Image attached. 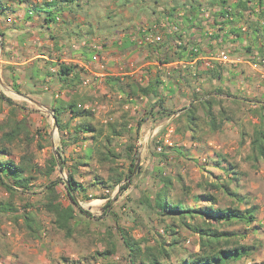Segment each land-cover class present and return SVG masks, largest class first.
Returning a JSON list of instances; mask_svg holds the SVG:
<instances>
[{
	"label": "trees",
	"instance_id": "trees-1",
	"mask_svg": "<svg viewBox=\"0 0 264 264\" xmlns=\"http://www.w3.org/2000/svg\"><path fill=\"white\" fill-rule=\"evenodd\" d=\"M3 10L4 6L0 0V18L3 15ZM223 15L221 14V17ZM0 38L2 53H4V33L1 31ZM177 49L182 54L181 58L186 56V59L191 60L195 57L191 53L188 54L186 46H179ZM2 58H4L3 55ZM51 65L57 68L56 74L61 77L67 89L66 100H54V107L51 109L61 145L64 147L74 144L78 146L81 153L72 160L67 168L66 181L62 182L60 178H56L44 185L40 192L39 206L49 217L53 232L57 235L62 234L66 240H72L77 236L83 237L90 233L89 222L77 219V217L79 218L77 212L82 215L86 214L77 200V194H84L87 191L86 186L75 180V176L82 177L80 176V167H89L90 162L94 161L97 171L104 174V176H101V173V175L93 176L92 182L89 183L90 187L104 189L118 187V193H120L127 189L132 182L129 177L136 161V157L133 156L134 146L130 145L126 148L125 157L130 166L128 172L125 173L117 167L120 154L114 145L116 139L127 134L137 138L141 125L146 119L156 117L158 121H164L177 113V116L171 118L170 121L175 128L174 132L180 134L182 130H187L190 132V141L201 142L202 136L214 135L225 122L233 121L227 103L248 106V102L244 98L230 94L222 97L220 89L215 88L213 91L203 93V96H192L188 106H183L178 113L163 107L164 97L159 92L161 82L158 78L148 80L145 86L134 84V82L122 85L118 79H114L112 87L122 96L116 97L117 101L109 103L112 107L108 110V117L105 120H98L91 110L81 108V103L91 101V95L89 93L81 95L79 92L77 86L81 84V80L77 66L63 63ZM215 71L220 77V68L207 70L212 73H216ZM47 72L48 75H51L49 70ZM200 77L192 79L188 74L180 75V83L175 84L176 88L173 92L179 91L177 93L183 98L181 91L189 89V87L195 88ZM213 77L214 79L218 78L216 74ZM188 85L189 87H187ZM141 96L156 99V106H153L152 110L144 111L142 118L133 119L125 106L129 99L132 101ZM0 99L9 107L4 121L0 122V190L7 193V199L0 200V215L10 213L9 217L13 223L22 219V226L28 231L30 237L34 238L35 234L32 230L35 221H33L32 214L25 212L32 205L26 202L23 206L24 212L19 216V214L13 213L15 211L12 203L13 198L17 195H32L31 187L38 177L50 178L55 170L63 172L66 168V160L61 156L62 149H60V151L56 150L55 155L45 159L44 169L38 167L34 162L35 153L31 147L34 145L36 151L44 149V146L37 140L40 137L39 132L31 130L30 123L26 118H19V107L4 96L0 95ZM155 107L158 109L154 112ZM147 111H151V113L149 114ZM199 111L201 117L197 114ZM263 111L264 105L262 104L256 109H250L251 116L257 119L254 124L247 123L251 128L250 133L246 128V123L240 126L239 147L247 148V154L242 161L250 162L252 165H256L260 161L264 163ZM178 124H182L181 128L175 127ZM15 144L21 147L16 160L11 157V147ZM229 157L226 154H213L212 166L219 169L225 179L218 180V182H204L199 185L203 192L199 197L205 201V206L202 208L185 206L182 197L171 199L173 191L171 177L158 179V187L152 200L148 197L142 198L139 204H145L161 218L169 219V223L164 228L170 237L169 241L159 238L152 244L150 239H135L128 229L118 227L116 233H112L110 229L98 235L97 240L104 247L95 252L96 257L102 259L103 264H114L108 259L117 253L116 244L113 241L116 234L127 253L129 264H236L243 258L251 256L255 248L242 243L240 241L242 237L229 229L238 224L253 227L257 221L258 208L252 205L245 195L239 193V176L241 175L238 170L239 164ZM139 172L140 166L136 170V173ZM174 180L183 181L180 175L176 176ZM59 184L63 185V196L67 200L66 203L61 200ZM210 189L215 190L216 194H210ZM220 200L222 203H219ZM161 221L165 222V220ZM175 223H179V225ZM178 227L187 230L189 236L196 237L194 242L196 251H189L183 247V240L176 232Z\"/></svg>",
	"mask_w": 264,
	"mask_h": 264
},
{
	"label": "crops",
	"instance_id": "crops-1",
	"mask_svg": "<svg viewBox=\"0 0 264 264\" xmlns=\"http://www.w3.org/2000/svg\"><path fill=\"white\" fill-rule=\"evenodd\" d=\"M54 1L1 0L4 10L0 31L4 33L5 56L0 65V94L19 107V118H26L32 124L31 130L32 126L47 129L50 123L51 131H57L51 109L54 100H66L67 89L53 63L77 66L81 82L89 83L87 88H80V84L78 89L95 91V86L100 84L104 94L112 100L122 96L112 87L114 79L122 85L134 82L145 86L148 80L158 78L163 107L175 110L188 102L187 97L173 98L179 92L173 90L175 84L180 83V75L190 76L191 69H195L201 76L196 86L208 91L212 89L209 80L214 81L213 75L220 80L229 70L220 68L219 77L216 71L207 72L200 62L193 64L186 56L181 58L176 37L169 34L171 27H178L187 36L186 45L198 46L203 52L221 46V39L230 40L235 55L239 54L237 50L242 51V45H247L243 50L248 52H257L263 47L259 41L263 42L264 37L257 36L256 22L247 16V11L252 7L250 3L264 0H119L118 3V0H61L62 5L72 2V6L74 3L76 6H67L69 11L52 16L49 6ZM144 1L151 5L145 7ZM27 5L40 6V10L31 13ZM227 6L235 14L231 24L221 17ZM44 7L48 11L45 12ZM242 26L248 28L249 33H242L239 28ZM149 29L162 37L161 43L143 42L144 32ZM210 30L211 38L206 36ZM182 63H189L184 70ZM181 92L183 96L189 95L185 90ZM150 98L129 99L125 109H130L140 119L146 109L156 106V99ZM0 104L6 111L9 109L1 99ZM172 117L161 122L153 120L156 117L146 119L140 128V133H144L140 143L148 142ZM151 125L156 129L152 128L150 133L147 128ZM92 188L97 187L87 189ZM102 191L109 193L108 189Z\"/></svg>",
	"mask_w": 264,
	"mask_h": 264
},
{
	"label": "rangeland",
	"instance_id": "rangeland-1",
	"mask_svg": "<svg viewBox=\"0 0 264 264\" xmlns=\"http://www.w3.org/2000/svg\"><path fill=\"white\" fill-rule=\"evenodd\" d=\"M60 1L55 0L49 6L52 16L57 13L67 12L75 5L74 3L72 6V2H65L62 5ZM143 4L145 7L151 5L150 2L146 1ZM67 6L70 8L68 9ZM27 7L31 13L32 11L36 12L40 10V6L34 8L33 5H27ZM46 10L48 11V8L44 7L45 12ZM259 42L263 47H259L257 52L254 50V52L244 51L243 49L247 45H242V51H237L244 56H240L239 54L237 56L246 58L253 55L258 59L263 58L264 41ZM221 44L225 48H232L230 40L221 39ZM2 55L5 56L4 53ZM228 70L225 75L221 76L220 80L219 78H215L213 82L209 80V83L212 84V89L208 91H202V89L196 91L197 86L192 88L188 85L189 89H185V92H188L189 95L184 96L188 98V102L173 110L179 113V110L183 106H188L191 98L203 96V93L213 91L215 88L220 89L222 97L230 94L247 100L248 106H236L227 103V108L233 121L225 122L222 128L214 135L207 134L201 137V142H192L190 141V132L182 130L180 134L175 133V128L172 126L170 120L167 125L158 129V137L168 135L174 145L168 155L170 158L155 153L156 140L146 142L145 144L140 143L144 135L140 131L137 138L127 134L116 139L114 145L120 154L117 167L125 173L128 172L130 165L125 157V152L126 148L130 145L134 146L133 156L136 157L135 164L139 162L138 166H140V172H135L131 177V184L120 193H118V187L108 189V194H104L103 188L99 189L98 187L88 191L90 187L89 183L92 182L93 176L102 174V172L97 171V165L94 161L90 162L89 167H80V176L82 177L75 176V180L88 189L84 194H77L78 204L86 212L85 215L77 212L79 216L77 219L89 222L90 232L83 237L77 236L72 240H66L62 234H55L51 229L49 217L39 206L40 192L44 185L56 178H60L62 182L66 181L67 168L81 151L74 144L62 147L59 134L56 130L55 133L51 131L50 123L47 124V129H38L32 126V131L39 132L40 137L37 139L38 142L44 146V149L41 151H36L34 145L31 147L35 153V164L44 169L45 159L51 155H55L56 150L60 151L62 149L61 156L66 160V168L61 173L55 170L50 178L39 176L33 187H31L30 193L32 195H17L13 198L12 203L15 208L13 213L19 214V216L23 214V206L26 202L32 205L25 212L32 214L33 221H35L32 230L33 234H35L34 238H31L28 231L22 226V219H18L17 223H13L9 217L11 216L10 213L0 215V264H69L71 262L75 264H103V260L97 258L95 255V252L104 247V245L99 244L97 237L99 234L105 233V231L110 229L112 233H116L118 227L125 230L128 229L135 239H150V243L152 244L154 241L159 240V238L169 241L170 237L164 229L165 225L169 223V219L161 218L154 210L145 204L139 203L143 197H148L152 200L160 177H171L173 179L171 199L174 200L182 197L185 206L204 207L205 201L199 197L203 194L199 185L204 182H218V180L225 179L221 171L212 166L213 154H226L236 164H239L238 170L241 174L239 176V193L245 195L251 204L258 208L257 221L253 227L238 224L233 225L229 229V231L237 232L242 237L240 238L242 243L255 248L251 256L243 258L236 264H264V163L260 161L256 165H252L250 162L242 161L243 157L247 154V148L239 147L240 126L246 123V128L248 133H250L251 128L247 123L254 124L257 122V119L251 116L250 109H256L260 104L264 105V80L244 65L236 71L238 73H233L235 71L232 72L230 69ZM81 84L80 88L82 86L86 87L89 83L84 85L81 82ZM97 85L95 86L96 89L94 88L95 91H92V89L85 91L82 89L81 91L79 89L81 95L84 93L91 95V101L81 103V108L91 110L98 120H105L108 117L109 103H113L117 99L112 100V98H107L102 86L100 84ZM176 95L177 97L173 96V98L182 99V96ZM128 110L133 119H138L130 109ZM6 113V107L3 109L0 104V122L4 121ZM147 113L150 114L151 111H147ZM197 114L201 117L200 111ZM146 116L149 117L150 115ZM175 116H177V113L173 115V117ZM181 125L178 124L175 127L181 128ZM152 128L153 130L156 129L155 126L151 125L147 130L151 133ZM169 130H172V132L169 133ZM11 149V157L16 160L20 154L21 147L15 144ZM203 158L206 159L205 162H202ZM178 175L182 176V182L174 180ZM101 176H104V174ZM58 188L61 191V200L66 203L67 200L63 196V185L59 184ZM186 189L188 190L186 191ZM209 192L210 194H216V191L213 189H210ZM1 199H7V193L2 189L0 190ZM219 203H222V201L220 200ZM161 220H165V222ZM175 224L179 225V223ZM176 232L181 236L185 249L189 251L197 250L194 247L196 237L189 236L187 230L183 228L178 227ZM113 241L116 244L117 253L114 257L108 259V261L114 264H129L127 253L121 245L117 234L113 238ZM94 258H97V260H94Z\"/></svg>",
	"mask_w": 264,
	"mask_h": 264
},
{
	"label": "built area",
	"instance_id": "built-area-1",
	"mask_svg": "<svg viewBox=\"0 0 264 264\" xmlns=\"http://www.w3.org/2000/svg\"><path fill=\"white\" fill-rule=\"evenodd\" d=\"M251 4V9L247 11V16L253 17V19L256 22V34L257 36L264 37V2L256 1ZM224 15L222 17L223 21H226L228 24H231L235 20V14L232 12L230 7H225L223 9ZM247 27V25H246ZM245 26L239 27L240 31L242 33H249L250 31ZM228 29H226L227 31ZM254 30V29H253ZM228 33V31H227ZM226 33V34H227ZM255 33V32H252ZM171 35H175L176 37V44L178 46H186L188 54L191 53L195 55L193 59H191L189 62H193V64L200 62L201 66L205 70H212L214 68H228L232 71H238V69L244 65L247 66L251 71L258 74L259 78L264 80V57L263 58H255V56L251 55L246 58L237 56L234 54V51L232 48H225L223 45L216 46L214 48H211L208 52L201 51L200 47L194 46V45H186L187 42V36L178 29V27L173 26L171 27L170 33ZM213 32L210 30L209 32H206L207 37H212ZM146 44H158L162 42V37L159 34L154 33L153 29L146 30L144 32V40ZM142 42H140L141 44ZM2 51H1V45H0V65L2 64ZM189 63H182L181 68L184 70L186 66ZM183 66V67H182ZM54 72V71H52ZM198 76V73L195 69H191L190 77L192 79H196ZM196 91H199V88L196 87ZM169 133L172 132V130L168 131ZM158 131L153 135L150 136L149 141L156 140V147H155V153L163 156L168 157L170 154V150L174 147L173 143L170 141L168 135L163 137H158ZM170 158V157H168ZM206 159L203 158L202 162H205Z\"/></svg>",
	"mask_w": 264,
	"mask_h": 264
},
{
	"label": "water",
	"instance_id": "water-1",
	"mask_svg": "<svg viewBox=\"0 0 264 264\" xmlns=\"http://www.w3.org/2000/svg\"><path fill=\"white\" fill-rule=\"evenodd\" d=\"M138 164H139V162H136L135 167H134V169H133V171H132V174L130 175L129 179H131V177L135 174V172H136V170H137V167H138ZM129 179H128V180H129Z\"/></svg>",
	"mask_w": 264,
	"mask_h": 264
}]
</instances>
